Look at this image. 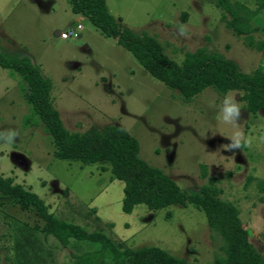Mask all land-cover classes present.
I'll return each instance as SVG.
<instances>
[{
	"label": "rangeland",
	"instance_id": "374dc122",
	"mask_svg": "<svg viewBox=\"0 0 264 264\" xmlns=\"http://www.w3.org/2000/svg\"><path fill=\"white\" fill-rule=\"evenodd\" d=\"M238 1L255 7L253 0ZM106 3L124 24L154 35L177 61L186 51L205 47L234 59L244 71L264 66L263 54L232 34L211 0ZM78 25L77 35L62 37ZM252 25L258 28L255 37L264 38V9ZM0 46L9 53L28 55L51 79L52 96L66 128L125 127L139 140L140 156L184 189H196L208 175L216 176L221 197L237 205L250 240L264 254L263 111L254 115L240 109L237 128L251 143L223 149L233 132L217 116L225 94L208 87L184 101L116 39L102 34L86 16L72 12L69 0H0ZM226 94L239 102L238 91ZM30 112L19 80L0 68V173L40 195L57 217L88 231H101L125 247L156 245L196 264H211L222 254L220 234L191 204L160 210L138 204L125 213L124 182L111 179L109 163L54 157L51 139L42 123L29 119ZM41 225L18 204H0V264H74V254L100 248L98 242L75 239L63 246L41 231ZM25 250L29 259L23 256Z\"/></svg>",
	"mask_w": 264,
	"mask_h": 264
},
{
	"label": "trees",
	"instance_id": "16d2710c",
	"mask_svg": "<svg viewBox=\"0 0 264 264\" xmlns=\"http://www.w3.org/2000/svg\"><path fill=\"white\" fill-rule=\"evenodd\" d=\"M220 10V20L246 46L264 56V38L252 19L264 9V0H253L255 7L238 0H211ZM72 12L82 14L107 37L130 52L154 78L190 101L210 87L220 94L238 91L242 108L256 114L264 112V66L244 71L232 58L205 47L186 51L181 61L170 57L163 44L143 30H137L113 15L106 0H69ZM184 13L183 18H185ZM0 68L8 70L20 82L24 99L30 106L29 119L43 124L54 146L53 156L84 164L107 161L111 179L124 182L122 210L131 213L138 204L152 210L170 205H187L203 211L209 227L219 233L223 244L211 264H264V254L250 240L237 205L221 197L216 176L208 175L196 189H184L162 168L140 156L139 140L117 124L92 125L73 131L64 125L52 96V81L28 55L9 53L0 46ZM206 166L201 165L202 177ZM16 203L42 221L45 234L53 235L63 246L71 239L100 244L99 250L74 254V264H196L156 245L125 247L101 231H88L79 224L57 217L45 200L30 188L0 173V204ZM24 258L29 254L24 252ZM27 264V261H24ZM46 264V263H45Z\"/></svg>",
	"mask_w": 264,
	"mask_h": 264
},
{
	"label": "clouds",
	"instance_id": "9594fccd",
	"mask_svg": "<svg viewBox=\"0 0 264 264\" xmlns=\"http://www.w3.org/2000/svg\"><path fill=\"white\" fill-rule=\"evenodd\" d=\"M240 109H242L241 104L235 99V95L225 94L221 99L217 113L218 120L225 125L231 126L233 129L232 134L227 137L230 142L228 144L221 145V147L225 150L240 149L242 143L244 145H249L251 143V140L243 137L237 128V120L240 117ZM209 131L213 134L216 133L214 129L211 128ZM8 139L10 140L11 136H9Z\"/></svg>",
	"mask_w": 264,
	"mask_h": 264
},
{
	"label": "built area",
	"instance_id": "2783aa9c",
	"mask_svg": "<svg viewBox=\"0 0 264 264\" xmlns=\"http://www.w3.org/2000/svg\"><path fill=\"white\" fill-rule=\"evenodd\" d=\"M81 25H78V27L68 30L67 32H64L62 34L63 38H70L72 35H77L78 31L80 30Z\"/></svg>",
	"mask_w": 264,
	"mask_h": 264
}]
</instances>
